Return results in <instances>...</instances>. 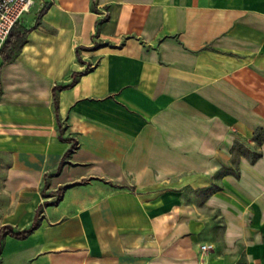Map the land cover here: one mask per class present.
I'll list each match as a JSON object with an SVG mask.
<instances>
[{
    "label": "crops",
    "instance_id": "obj_1",
    "mask_svg": "<svg viewBox=\"0 0 264 264\" xmlns=\"http://www.w3.org/2000/svg\"><path fill=\"white\" fill-rule=\"evenodd\" d=\"M18 25L0 228L38 226L0 264H264V0H35Z\"/></svg>",
    "mask_w": 264,
    "mask_h": 264
},
{
    "label": "trees",
    "instance_id": "obj_2",
    "mask_svg": "<svg viewBox=\"0 0 264 264\" xmlns=\"http://www.w3.org/2000/svg\"><path fill=\"white\" fill-rule=\"evenodd\" d=\"M29 33V30L24 29L23 27L19 26L18 23L13 27L12 31L10 32L7 41L5 42L4 46L0 50V58L2 60V65L4 66L15 58L18 51L21 49V47L26 43L27 35ZM55 90V89H54ZM54 92V91H53ZM256 136L254 138V142L257 146H260L261 143L264 140V130L258 129L256 132ZM73 151V148L70 149L66 155L64 156V159H62L59 169L63 166L65 158ZM234 158H237L238 156H244L249 159L251 163L256 162V160L260 157V154L257 152H251L245 147H243L241 144L234 145L233 148ZM235 162V160H233ZM60 188L58 189L54 194L56 196V202L60 201L63 195V190L68 188ZM38 226L37 219L34 220L33 224L30 226V228L23 230V231H15L13 228L9 226H4L0 228V247H1V241L4 236H11L16 239H22L25 238L29 233H31L33 230H35Z\"/></svg>",
    "mask_w": 264,
    "mask_h": 264
},
{
    "label": "built area",
    "instance_id": "obj_3",
    "mask_svg": "<svg viewBox=\"0 0 264 264\" xmlns=\"http://www.w3.org/2000/svg\"><path fill=\"white\" fill-rule=\"evenodd\" d=\"M35 0H0V50L8 39L13 27L19 23L21 17L28 13ZM106 16V13L103 12ZM212 245H202L200 251L207 252Z\"/></svg>",
    "mask_w": 264,
    "mask_h": 264
},
{
    "label": "rangeland",
    "instance_id": "obj_4",
    "mask_svg": "<svg viewBox=\"0 0 264 264\" xmlns=\"http://www.w3.org/2000/svg\"><path fill=\"white\" fill-rule=\"evenodd\" d=\"M33 12H34V10H33Z\"/></svg>",
    "mask_w": 264,
    "mask_h": 264
}]
</instances>
